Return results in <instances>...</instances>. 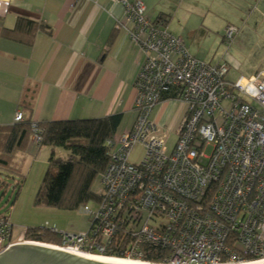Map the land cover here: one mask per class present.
<instances>
[{
  "label": "built area",
  "instance_id": "2783aa9c",
  "mask_svg": "<svg viewBox=\"0 0 264 264\" xmlns=\"http://www.w3.org/2000/svg\"><path fill=\"white\" fill-rule=\"evenodd\" d=\"M112 1L123 6L131 25L119 22L118 28L146 55L135 81V122L107 142L103 193L96 210L86 209L89 231L66 234L46 226L36 232L57 236L58 244L28 242L138 261L157 250L166 264L263 259L264 70L231 83L227 63L193 56L181 37L146 18L142 1ZM239 32L229 26L225 42L231 45ZM172 101L186 104L187 115L170 151L168 135L152 115ZM24 121V113L17 112L15 123ZM32 130L40 145L36 122ZM138 146L145 154L134 164L129 157ZM13 231L9 216L0 214V252L21 244Z\"/></svg>",
  "mask_w": 264,
  "mask_h": 264
},
{
  "label": "crops",
  "instance_id": "0c3cea01",
  "mask_svg": "<svg viewBox=\"0 0 264 264\" xmlns=\"http://www.w3.org/2000/svg\"><path fill=\"white\" fill-rule=\"evenodd\" d=\"M140 1L151 17L162 2ZM226 2L235 0H211L222 8ZM20 19L37 24L34 34L9 32ZM119 22L131 27L123 6L112 0H0V126H13L19 111L34 122L122 114L118 132L124 122L120 137L128 132L146 55ZM186 115V104L172 101L158 105L152 118L169 135Z\"/></svg>",
  "mask_w": 264,
  "mask_h": 264
},
{
  "label": "rangeland",
  "instance_id": "374dc122",
  "mask_svg": "<svg viewBox=\"0 0 264 264\" xmlns=\"http://www.w3.org/2000/svg\"><path fill=\"white\" fill-rule=\"evenodd\" d=\"M260 3L261 0H235L223 3L222 8L211 0H162L158 8L151 9L155 10V16L149 15L150 10L145 16L155 22L164 15L169 22L165 27L183 38L193 56L208 64L227 63L230 66L227 79L234 83L241 76L249 77L264 69V4L261 6ZM229 26L240 31L231 45L223 38ZM179 105H175L174 111ZM127 124L123 123V130ZM123 130L118 132L117 138ZM176 140L177 135L169 133L167 146L170 151ZM1 150L0 159L7 160ZM53 153L56 159L68 156L62 148L53 150L52 147L37 145L32 137L23 149L12 156L9 168L0 167V214L9 216L14 236H20L16 242L30 241L21 239L27 229L38 230L47 226L66 234H84L90 229L91 217L86 209L96 210L97 201L88 202L76 210L36 204L46 174L57 172V167L50 162ZM207 153H211V148ZM144 154L145 149L138 146L129 160L139 164ZM92 190L98 195L103 193L101 177L96 179Z\"/></svg>",
  "mask_w": 264,
  "mask_h": 264
},
{
  "label": "trees",
  "instance_id": "16d2710c",
  "mask_svg": "<svg viewBox=\"0 0 264 264\" xmlns=\"http://www.w3.org/2000/svg\"><path fill=\"white\" fill-rule=\"evenodd\" d=\"M167 23L163 16L154 22L164 26ZM36 28L37 24L20 19L16 28L9 32L27 30L28 33L34 34ZM122 120V114H115L101 119L36 122L42 136L39 146L52 147L53 150L62 148L68 152L65 159H56L53 153L50 162L57 167V172L49 171L46 174L37 194L36 204L50 208L76 210L88 202L99 201L101 195L96 194L92 187L109 165L107 142L116 138ZM34 123L31 119H25L24 122L15 123L13 126H0L1 154L7 157V160L0 159V167H10L12 156L17 150L27 145L33 133ZM36 230L28 229L25 239L49 244L60 242L57 236L48 232L38 233ZM115 257L121 258L119 255ZM163 257L164 252L153 250L141 261L166 264Z\"/></svg>",
  "mask_w": 264,
  "mask_h": 264
},
{
  "label": "water",
  "instance_id": "95a60500",
  "mask_svg": "<svg viewBox=\"0 0 264 264\" xmlns=\"http://www.w3.org/2000/svg\"><path fill=\"white\" fill-rule=\"evenodd\" d=\"M114 258V257H110ZM123 259V258H116ZM146 263V262H145ZM0 264H112L82 258L64 250L24 242L0 252ZM153 264V263H151Z\"/></svg>",
  "mask_w": 264,
  "mask_h": 264
},
{
  "label": "bare ground",
  "instance_id": "6f19581e",
  "mask_svg": "<svg viewBox=\"0 0 264 264\" xmlns=\"http://www.w3.org/2000/svg\"><path fill=\"white\" fill-rule=\"evenodd\" d=\"M52 248H55V247H52ZM74 254L82 258H87V259H92V260H97V261L112 263V264H151V263H145L142 261L127 259V258L116 259V258L97 256V255L85 254V253H74ZM238 264H264V258L260 260H256V261H249V262L238 263Z\"/></svg>",
  "mask_w": 264,
  "mask_h": 264
}]
</instances>
